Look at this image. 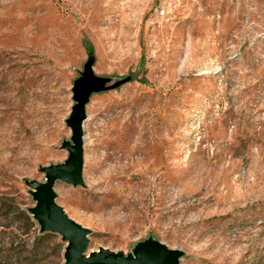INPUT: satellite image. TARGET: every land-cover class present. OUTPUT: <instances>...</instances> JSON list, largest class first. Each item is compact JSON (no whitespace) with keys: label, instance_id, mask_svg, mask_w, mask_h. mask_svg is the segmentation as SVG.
<instances>
[{"label":"rangeland","instance_id":"obj_1","mask_svg":"<svg viewBox=\"0 0 264 264\" xmlns=\"http://www.w3.org/2000/svg\"><path fill=\"white\" fill-rule=\"evenodd\" d=\"M91 57L84 183L55 185L88 253L264 264V0H0V264L65 263L26 181L68 158Z\"/></svg>","mask_w":264,"mask_h":264},{"label":"water","instance_id":"obj_2","mask_svg":"<svg viewBox=\"0 0 264 264\" xmlns=\"http://www.w3.org/2000/svg\"><path fill=\"white\" fill-rule=\"evenodd\" d=\"M92 51L89 53L92 55ZM111 77L101 76L93 69L92 57L84 66L73 86L75 104L67 120L72 131L71 141L62 147L69 151L68 158L58 164L40 168L46 175L45 181L27 180L36 204L30 212L40 225L41 232H55L66 242L64 264H180L183 251L169 248L166 244L149 239L137 245L133 253L114 251L100 247L88 253L90 229L71 218L57 202L55 185L58 181L80 185L84 183V121L86 105L94 92L109 88Z\"/></svg>","mask_w":264,"mask_h":264},{"label":"trees","instance_id":"obj_3","mask_svg":"<svg viewBox=\"0 0 264 264\" xmlns=\"http://www.w3.org/2000/svg\"><path fill=\"white\" fill-rule=\"evenodd\" d=\"M6 207L5 201L2 199L0 200V210H3ZM22 214L26 215L29 220H31L30 216L26 212H22Z\"/></svg>","mask_w":264,"mask_h":264}]
</instances>
